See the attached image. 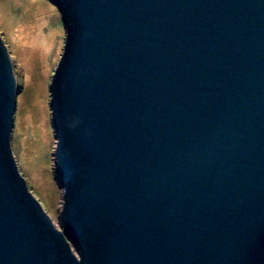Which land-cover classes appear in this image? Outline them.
Listing matches in <instances>:
<instances>
[{
	"label": "water",
	"instance_id": "95a60500",
	"mask_svg": "<svg viewBox=\"0 0 264 264\" xmlns=\"http://www.w3.org/2000/svg\"><path fill=\"white\" fill-rule=\"evenodd\" d=\"M57 227L12 151L0 34V264H264V0H49Z\"/></svg>",
	"mask_w": 264,
	"mask_h": 264
},
{
	"label": "rangeland",
	"instance_id": "374dc122",
	"mask_svg": "<svg viewBox=\"0 0 264 264\" xmlns=\"http://www.w3.org/2000/svg\"><path fill=\"white\" fill-rule=\"evenodd\" d=\"M0 34L19 89L12 151L29 189L60 228L49 87L65 43L61 14L49 0H0Z\"/></svg>",
	"mask_w": 264,
	"mask_h": 264
}]
</instances>
